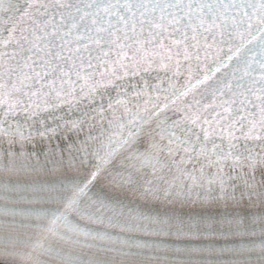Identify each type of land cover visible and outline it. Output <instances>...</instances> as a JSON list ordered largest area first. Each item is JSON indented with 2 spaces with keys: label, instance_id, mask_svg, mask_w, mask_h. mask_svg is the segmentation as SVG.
Masks as SVG:
<instances>
[{
  "label": "snow or ice",
  "instance_id": "snow-or-ice-1",
  "mask_svg": "<svg viewBox=\"0 0 264 264\" xmlns=\"http://www.w3.org/2000/svg\"><path fill=\"white\" fill-rule=\"evenodd\" d=\"M13 256L264 264V0H0Z\"/></svg>",
  "mask_w": 264,
  "mask_h": 264
}]
</instances>
